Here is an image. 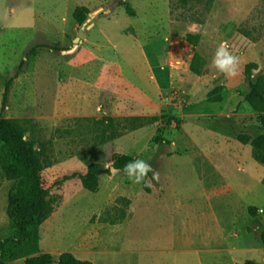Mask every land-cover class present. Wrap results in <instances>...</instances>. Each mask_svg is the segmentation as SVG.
Masks as SVG:
<instances>
[{
    "label": "rangeland",
    "instance_id": "obj_1",
    "mask_svg": "<svg viewBox=\"0 0 264 264\" xmlns=\"http://www.w3.org/2000/svg\"><path fill=\"white\" fill-rule=\"evenodd\" d=\"M81 6L88 9V14L83 25L77 26L72 13L76 7ZM94 22L103 24L106 33L108 30L109 37L111 35L114 40L120 30L119 35L128 48L132 47V42L142 41L141 46L147 50L146 53L154 55L156 59H165L163 72L167 76V88L161 95L166 104L159 113L147 116L156 117L157 121L138 129L136 133V130L127 132L98 145H94L97 142L96 132L90 120L126 116L110 117L105 114L91 118L65 115L62 106L71 109L85 105L87 101L83 99L81 87H75L73 93L57 92V82L67 78L68 63L82 50L80 45ZM0 25L14 26L11 30L13 35L18 34L21 45L25 43L22 53L25 60L14 63L12 71L0 77V105L2 89L9 76L12 78L14 74L25 72L35 73L37 78L38 117L28 119L25 126L27 139L34 142L40 160V179L48 204L47 214L37 229V242L28 244L21 256L9 264H23L27 257L40 254L51 255L54 261L52 264H56L59 255L67 253L71 248L77 250L79 257H88L94 260V264H99L100 247L96 236L90 238L89 242L82 241V234L85 237L88 235L87 222L82 220L79 212L75 213L74 207L66 206L65 200H96L103 196L106 205L104 219L123 216L127 205L121 197L126 194L137 197L145 185L133 183L121 170L110 171L115 157L128 156L132 161L143 159L158 171L167 152L183 149L184 140L193 144L194 136L199 139L204 133L209 135L213 132V135L221 134L231 141L248 132L254 136L264 134V114L254 112L252 118L259 124L257 128H249L247 131L244 126V97L248 92L244 66L248 63L256 64V68L264 65V0H212L209 9L205 6V0L197 4L191 2L186 6L180 0H0ZM18 26L21 28L16 29ZM244 30L248 36L244 35ZM186 34L198 36L195 46L184 41ZM225 41L232 53L242 61L241 73L235 78L225 76L212 66L216 48ZM100 44V54L105 60H108V56L117 55L118 41L113 46L107 40ZM252 48L256 59L249 56L244 58V53ZM194 52L201 59L198 75L189 70ZM160 64L154 62V65ZM75 79L74 82H78ZM252 81L259 83L264 94V70ZM19 96L18 92L13 94L15 102L11 112L5 110L3 116L19 115L15 113ZM128 96L108 90L105 102L108 104L109 101H115L127 107ZM23 97L26 100L28 94ZM168 115L179 118L180 124L166 126ZM172 143H175L174 147ZM80 154L85 156L75 162L77 171L72 172L67 162ZM205 161L203 165L208 166L209 163ZM91 164L97 165L98 192L83 193L79 184L81 180L77 177L63 180L73 173L87 175ZM167 172L164 168L163 173ZM165 174H160L159 181H156L152 179L153 173L149 172L146 179L151 181L152 186L145 187L157 195L159 190H154V186L166 183ZM11 185V182L0 176V239L12 234L6 216L7 195ZM263 215L264 207L259 212V216ZM89 220V223L94 222V219ZM255 223L253 220L249 225L255 226ZM263 231L261 226L260 233ZM146 238L138 237L137 244L141 242V246L136 244L135 247L143 248L145 240L147 248L160 245L159 237L150 235ZM106 240L105 245L112 249L116 239L110 236ZM128 242L125 241V245ZM254 242V249L263 248L258 237ZM256 253L259 257L253 263L264 264L263 253L259 250ZM244 263L252 264L247 261Z\"/></svg>",
    "mask_w": 264,
    "mask_h": 264
},
{
    "label": "crops",
    "instance_id": "obj_2",
    "mask_svg": "<svg viewBox=\"0 0 264 264\" xmlns=\"http://www.w3.org/2000/svg\"><path fill=\"white\" fill-rule=\"evenodd\" d=\"M13 28L0 25V77L11 72L14 63L25 60L22 56L25 43L20 44L18 34L13 35L11 31ZM120 33L118 30V37L114 40L111 35L109 37L108 30L106 33L103 24L93 23L80 45L82 50L68 63L67 78L57 82V92L61 93H73L75 87H81L87 103L71 109L62 106L63 114L91 118L105 114L110 117H147L159 113L166 104L161 97L167 88V76L163 72L165 59H156L146 53L140 40L132 42V47L128 48ZM104 40L111 46L118 41L117 55L108 56V60L100 54V43ZM247 56L256 59L254 48L244 53V58ZM155 61L161 64L154 65ZM12 78L9 76L2 89L4 93L7 86L5 110L11 112L15 102L13 94L18 92L19 104L15 113L19 115L4 117L37 119L39 86L35 73L21 72ZM108 90L129 95L127 107L115 101L107 104ZM25 94H28L26 100ZM254 114L244 102L247 131L259 125L252 118ZM204 134L199 139L194 136L193 144L184 140L183 149H173L163 156L158 171L164 175L165 168L168 172L164 176L166 183L154 186V190H159L157 195L144 186L137 197L129 194L121 197L127 207L118 219H104L106 205L103 196L96 200H65V205L74 207L75 213L79 212L82 220L87 222L88 235L82 234V241L89 242L96 236L100 247L99 264H245L246 261L254 264V259L259 257L256 251L264 255V247L256 250L252 246L257 237L260 240V227L264 230V215L259 216L264 207V166L254 160L250 144L243 145L237 139L230 141L221 134L213 135V132ZM246 135L256 137L249 132ZM171 145L174 147L175 143ZM84 156L80 154L67 162L72 172L77 171L75 162ZM203 161L209 165H203ZM79 184L83 193L88 192L80 181ZM89 219L94 222L89 223ZM253 220L256 225H249ZM150 235L160 238L158 247H146V237ZM110 236L116 239L112 249L105 245ZM142 236L146 238L142 243L144 247L136 248L138 237ZM127 240L129 242L125 245ZM67 253L94 264V260L88 257H79L75 248Z\"/></svg>",
    "mask_w": 264,
    "mask_h": 264
},
{
    "label": "trees",
    "instance_id": "obj_3",
    "mask_svg": "<svg viewBox=\"0 0 264 264\" xmlns=\"http://www.w3.org/2000/svg\"><path fill=\"white\" fill-rule=\"evenodd\" d=\"M204 1V0H203ZM212 0H205V6L210 8ZM199 3L201 0H180L183 6L189 3ZM88 9L76 7L72 13V19L77 26H82L86 20ZM244 35L248 36L246 30ZM198 36L186 34L184 41L191 46L198 42ZM58 50V49H54ZM201 59L197 53H193L189 70L198 75L200 73ZM256 64L248 63L244 66V77L247 82L248 92L244 101L250 109L259 114H264V94L260 90L258 82L252 81L251 71ZM7 86L2 94L0 106V176L1 179L12 183L7 195L6 216L9 221L12 234L0 239V264H9L21 256L22 250L31 243L38 240L37 229L45 218L48 204L45 200V189L40 179V160L34 142L27 139L28 119H9L3 116L7 105ZM88 120V119H86ZM95 130L97 140L94 145L110 142L115 138L123 136L148 126L157 121L156 117H122L102 118L101 120H90ZM178 126L180 119L174 115L166 117L165 125ZM237 141L241 144H250L252 156L256 162L264 166V134L251 138L247 135H238ZM132 161L128 156L115 157L113 168L122 170L123 166ZM97 165L91 164L87 175L73 173L65 176L64 181L78 178L81 180L82 188L88 192H94L97 188ZM252 209H249L251 212ZM260 241L264 247V231L260 234ZM53 258L49 254H40L27 257L23 264H52ZM56 264H91L89 261H81L74 258L70 253L59 255Z\"/></svg>",
    "mask_w": 264,
    "mask_h": 264
},
{
    "label": "clouds",
    "instance_id": "obj_4",
    "mask_svg": "<svg viewBox=\"0 0 264 264\" xmlns=\"http://www.w3.org/2000/svg\"><path fill=\"white\" fill-rule=\"evenodd\" d=\"M195 26H193L194 29ZM212 66L215 67L220 73L225 74L227 77L235 78L240 75L242 69V61L238 55H234L229 48L228 43L221 42L216 48L215 55L212 59ZM264 70V65H260L252 70V79ZM108 168V165H105ZM122 174L127 176L133 183H143L146 187H151V181L146 177L149 172L153 173L152 179L159 181L160 173L155 170L152 165L143 159L129 161L122 168Z\"/></svg>",
    "mask_w": 264,
    "mask_h": 264
},
{
    "label": "water",
    "instance_id": "obj_5",
    "mask_svg": "<svg viewBox=\"0 0 264 264\" xmlns=\"http://www.w3.org/2000/svg\"><path fill=\"white\" fill-rule=\"evenodd\" d=\"M79 35H82V32L79 33ZM110 171H116V169H114L113 167L110 168Z\"/></svg>",
    "mask_w": 264,
    "mask_h": 264
}]
</instances>
